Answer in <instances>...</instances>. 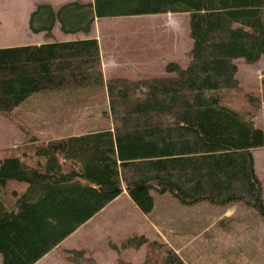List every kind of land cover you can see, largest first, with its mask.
<instances>
[{
	"label": "trees",
	"instance_id": "obj_1",
	"mask_svg": "<svg viewBox=\"0 0 264 264\" xmlns=\"http://www.w3.org/2000/svg\"><path fill=\"white\" fill-rule=\"evenodd\" d=\"M169 12L188 14L192 46L186 65L169 60L161 76L105 77L96 37L0 47V114L10 118L32 94L103 87L113 122L42 143L31 160L24 150L0 149V264H34L123 185L145 214L154 194L169 193L185 205L243 202L264 220L252 153L264 146V116L262 125L254 119L262 95L243 92L235 63L264 57V0L40 3L28 29L51 37L58 25L65 34H87L96 19ZM146 242L133 235L121 246ZM148 247L141 264H183L166 243Z\"/></svg>",
	"mask_w": 264,
	"mask_h": 264
},
{
	"label": "rangeland",
	"instance_id": "obj_2",
	"mask_svg": "<svg viewBox=\"0 0 264 264\" xmlns=\"http://www.w3.org/2000/svg\"><path fill=\"white\" fill-rule=\"evenodd\" d=\"M65 1L72 0H0V47L35 44L41 37L28 29L29 11L40 3L58 7ZM188 20L185 12L108 17L96 19L89 33L97 36L104 61L111 60L108 77L161 76L167 61L177 60L184 66L190 58L192 39ZM235 63L243 92L244 88H251L253 92L257 88L262 95L254 117L256 123L262 125L264 57L255 63H246L242 59H236ZM111 117L103 87L32 94L14 108L10 118L0 114V149L15 153L24 150L29 156L27 159L31 160L36 146L67 135L112 126ZM252 153L264 195V146ZM154 196L153 211L144 215L129 200L123 185L120 195L108 203L92 223L80 225V231L52 248L35 264H99L91 251L99 249L98 245L83 249V257L64 248L80 249L78 247L83 246L80 238L86 237L84 228H97L105 221L100 227L105 230L108 224H115L117 220L124 225L133 221L144 224L146 229L132 231L128 236L144 235L147 242L139 248L128 247L123 251L121 243L128 237L123 238L128 231L116 238L102 231L94 241H99L98 244L104 241L106 249H101L104 253L111 250L117 254L114 251L117 250L119 254L112 259L107 256L101 264H141L148 251H153L148 247L151 241L166 243L183 264H264V220L252 207L243 202L218 206L201 201L185 205L169 193ZM137 212L139 216L136 217Z\"/></svg>",
	"mask_w": 264,
	"mask_h": 264
},
{
	"label": "crops",
	"instance_id": "obj_3",
	"mask_svg": "<svg viewBox=\"0 0 264 264\" xmlns=\"http://www.w3.org/2000/svg\"><path fill=\"white\" fill-rule=\"evenodd\" d=\"M81 1H83V0H81ZM85 1H91V0H85ZM63 3V2H62ZM36 6V5H35ZM35 8V7H34ZM33 10V9H32ZM32 10H30L29 12H31ZM59 26H55V27H53V30H52V36L51 37H47L43 32H39V33H32V34H35V35H38L39 37H41V39H39V40H37L36 41V43L35 44H40V42L41 43H44V42H49V41H54V40H56V41H65V40H75V39H82V38H86V37H96L97 38V36L96 35H91L90 33L89 34H85V33H71V34H65V33H63V32H61L60 31V29L58 28ZM100 48H101V44H100ZM101 57H102V64H103V71H104V75H105V77H108V66H109V64H110V62H111V60H109L108 61V59L107 60H105L104 61V55H103V52H102V49H101ZM110 76V75H109ZM111 76H114V75H111ZM110 76V77H111ZM115 76H122V75H115ZM126 76V75H125ZM127 77V76H126ZM29 98V97H28ZM27 98V99H28ZM24 102V101H23ZM22 102V103H23ZM21 104V103H20ZM19 104V105H20ZM18 105V106H19ZM111 126H105V127H102V128H97V129H92V130H89V131H87V132H90V131H96L97 132V130H101V129H107V128H110ZM87 132H82V133H79V134H83V133H87ZM79 134H71V135H67V136H65V137H69V136H73V135H79ZM161 195H164V194H161ZM166 195V194H165ZM119 196V195H118ZM118 196H116V198L118 197ZM115 198V199H116ZM128 198H129V200L132 202V204L136 207V209L140 212V213H142V214H144V215H146L145 213H143L134 203H133V201L130 199V197L128 196ZM114 199V200H115ZM113 201V200H112ZM111 201V202H112ZM108 205V204H107ZM154 206H155V196H154ZM154 206H153V208H154ZM106 207V206H105ZM105 207H103L101 210H103ZM101 210L99 211V212H97L94 216H92L90 219H88L86 222H84V223H92L93 221H94V219H95V217L97 216V215H99L100 214V212H101ZM153 211V209L150 211V212H152ZM137 216H139V213L137 212V215H136V217ZM116 223L114 224L113 222L111 223V224H108L107 225V227L105 228V230L104 229H101L102 227H103V225L106 223L105 221L103 222V223H101V225L99 226V227H97V228H84V231H86V233H85V236L86 237H81L80 239H81V243L83 244V246H80V247H78V248H80V249H77V250H87L88 249V247H90V245H98L99 246V249L97 248V250H93V249H91V251H92V255H93V257H95L97 260H99V264H101V263H103L107 258V256H109V258L110 259H112V257H116L117 258V256H118V254H119V252L117 251V250H114L117 254H114V252L112 253V251L111 250H107L105 253L103 252V250H101L102 248H104V249H106L105 247H104V241L102 242V240L100 241V243L98 244V242L99 241H94V239L97 237L98 238V236L99 235H101L102 234V231L104 232V233H109V234H111V236H113V237H118V236H120V235H122L125 231H128L127 232V235H125L123 238H125V237H127L128 235H130L129 233H131L132 231H142V230H144V229H146V226L144 225V224H142L141 222L140 223H137V222H131L132 224H128V223H126L125 225L123 224V223H120L118 220L117 221H115ZM83 223V224H84ZM113 226H116V227H113ZM101 227V228H100ZM77 231H80V226L72 233V234H70V235H75V233L77 232ZM90 234V235H89ZM132 234V233H131ZM70 235L69 236H67V237H70ZM67 237H66V239L64 238V240L62 241V242H60L58 245H61L62 243H64L66 240H67ZM93 239H92V238ZM122 238V237H121ZM122 238V239H123ZM117 239H119V238H117ZM82 248V249H81ZM64 249H68V250H71V248H64ZM72 249H74V248H72ZM123 251H127L126 249L125 250H123ZM123 251H121V252H123ZM44 257V256H43ZM43 257L42 258H40L38 261H41L42 259H43ZM37 261V262H38ZM36 262V263H37ZM53 264H54V262H52ZM35 264V263H34Z\"/></svg>",
	"mask_w": 264,
	"mask_h": 264
}]
</instances>
